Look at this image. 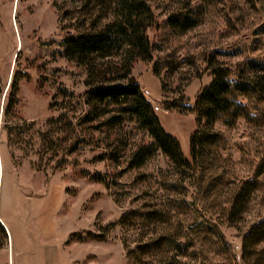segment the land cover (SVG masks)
Here are the masks:
<instances>
[{
    "label": "rangeland",
    "instance_id": "rangeland-1",
    "mask_svg": "<svg viewBox=\"0 0 264 264\" xmlns=\"http://www.w3.org/2000/svg\"><path fill=\"white\" fill-rule=\"evenodd\" d=\"M147 1L155 18L147 33L154 61H136L132 75L164 131L191 161L197 126L188 107L211 83L208 61L232 69L252 62L264 67V11L258 0ZM108 19L110 0H0V264H32L36 256L40 264L45 245L58 264H129L125 243L136 247L140 230L118 224L132 211L154 209L170 213L173 234L181 230L178 239L189 247L182 264H243V235L264 219V178L243 223L217 227L191 205L193 190L189 182L180 184L168 158L157 154L144 167L129 168L133 153L151 139L128 113L113 130L99 128L101 120L79 124L90 112L80 100L88 74L61 56V43L84 23ZM186 19L195 26L181 35L171 21ZM13 82L16 117L35 124L19 145L2 132ZM63 90L74 97L65 98ZM165 104L174 106L166 110ZM39 132H51L57 141L50 153L42 151ZM228 136L233 145L251 147L256 165L264 159V135L253 124L240 120ZM238 163L239 175H249L248 163ZM97 174L109 185L95 182ZM112 225L118 226L104 240L92 238Z\"/></svg>",
    "mask_w": 264,
    "mask_h": 264
},
{
    "label": "trees",
    "instance_id": "trees-1",
    "mask_svg": "<svg viewBox=\"0 0 264 264\" xmlns=\"http://www.w3.org/2000/svg\"><path fill=\"white\" fill-rule=\"evenodd\" d=\"M258 1L264 11V0ZM110 10L111 19L100 25L90 23L86 28L84 23L83 29L78 27L61 43V56L86 69L88 74V90L80 100L90 112L78 120L79 124L101 120L99 128L113 130L123 124L121 116L128 113L151 139V143L140 145L133 153L129 168L140 169L157 154L165 156L173 165L180 184L189 182L193 190L191 205L197 211L209 215L217 227L238 228L248 214L255 194L263 187L264 159L256 165L252 160L251 147L233 145L234 141L228 134L238 121L244 120L264 135V67L252 62L232 69L213 60L208 61L211 83L201 91L194 107H188V111L196 116L197 126L190 142L192 160L188 161L178 141L162 128L150 101L132 75L136 61H154L147 33L155 18L148 1L110 0ZM171 25L181 35L195 26L190 19L182 23L171 21ZM116 58L119 61L115 63L113 60ZM154 75L160 78L157 67ZM12 88L14 92L4 111L2 132L12 136L14 143L19 145L35 124L16 117L14 108L18 102V83L13 82ZM62 94L65 98L74 97L67 90ZM1 97L0 91V100ZM173 106L165 104L166 110H172ZM52 124L55 123H47ZM37 134L42 151L50 153L57 142L51 132ZM78 142L70 146L68 154L76 150ZM232 147L234 152L226 154ZM260 148L264 154V137ZM38 155L41 156L40 153ZM238 161L248 163L249 175H239ZM92 179L109 185L108 177L101 174ZM171 220L170 213L159 209L132 211L123 216L118 225L128 226L135 232L140 230L141 235V240L135 242L136 247L125 243L129 264H182L180 259L188 258L189 247L178 239L181 230L177 235L170 231ZM118 225L103 228L102 233L91 236L104 240L111 228ZM146 234H151V237L144 241ZM241 261L243 264H264V219L243 235Z\"/></svg>",
    "mask_w": 264,
    "mask_h": 264
},
{
    "label": "crops",
    "instance_id": "crops-1",
    "mask_svg": "<svg viewBox=\"0 0 264 264\" xmlns=\"http://www.w3.org/2000/svg\"><path fill=\"white\" fill-rule=\"evenodd\" d=\"M32 264H37V256L32 261ZM40 264H58L52 246L45 245L41 247Z\"/></svg>",
    "mask_w": 264,
    "mask_h": 264
},
{
    "label": "built area",
    "instance_id": "built-area-1",
    "mask_svg": "<svg viewBox=\"0 0 264 264\" xmlns=\"http://www.w3.org/2000/svg\"><path fill=\"white\" fill-rule=\"evenodd\" d=\"M156 111H159L160 109L158 108V107H156V109H155Z\"/></svg>",
    "mask_w": 264,
    "mask_h": 264
}]
</instances>
